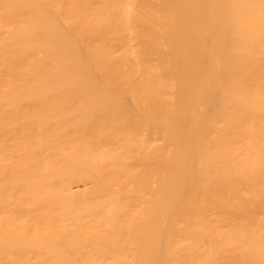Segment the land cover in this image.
Segmentation results:
<instances>
[{
  "label": "bare ground",
  "instance_id": "obj_1",
  "mask_svg": "<svg viewBox=\"0 0 264 264\" xmlns=\"http://www.w3.org/2000/svg\"><path fill=\"white\" fill-rule=\"evenodd\" d=\"M0 264H264V0H0Z\"/></svg>",
  "mask_w": 264,
  "mask_h": 264
}]
</instances>
